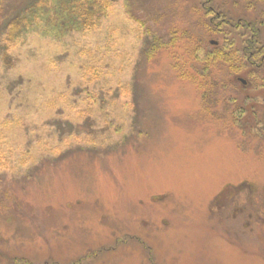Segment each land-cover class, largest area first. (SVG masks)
Segmentation results:
<instances>
[{
	"label": "rangeland",
	"instance_id": "1",
	"mask_svg": "<svg viewBox=\"0 0 264 264\" xmlns=\"http://www.w3.org/2000/svg\"><path fill=\"white\" fill-rule=\"evenodd\" d=\"M28 2L0 0V264H264V80L201 62L263 46L264 0H113L11 42Z\"/></svg>",
	"mask_w": 264,
	"mask_h": 264
},
{
	"label": "trees",
	"instance_id": "2",
	"mask_svg": "<svg viewBox=\"0 0 264 264\" xmlns=\"http://www.w3.org/2000/svg\"><path fill=\"white\" fill-rule=\"evenodd\" d=\"M113 0H29L26 6L20 9L16 14L10 17L5 23V35L9 41L13 42L19 37L41 28L42 34L46 37H51L54 40L60 41L68 34L82 32L87 29L95 28L99 18L104 15L106 6ZM249 1V0H246ZM207 16H211L210 22H203V29L208 35H224L222 24L229 28L239 27L242 25L245 29H251L254 35L259 34V28L263 23L262 20L255 22H247L241 20L234 24L232 21H219L218 17L211 15V10L206 11ZM257 25V26H256ZM175 31L172 34L174 39ZM185 38L191 39V34L184 33ZM193 40V37H192ZM209 44V43H208ZM234 43H232L233 45ZM151 43V47H153ZM196 44L191 50L196 57L198 53ZM211 46V45H209ZM214 46V45H213ZM212 47V46H211ZM6 58L5 52L2 53V58ZM198 57V56H197ZM196 57V58H197ZM203 71H209L213 66L218 67L224 65L231 70L230 73L235 74L237 86H242L238 79H243L245 85L242 87H256L255 81L264 80V45L256 48L254 41L246 40L242 50L233 47L231 49H220L213 47L205 52L203 60ZM240 74V76H239ZM244 75V77H241ZM231 84V83H230ZM231 84V85H232ZM264 84L261 85V87Z\"/></svg>",
	"mask_w": 264,
	"mask_h": 264
},
{
	"label": "water",
	"instance_id": "3",
	"mask_svg": "<svg viewBox=\"0 0 264 264\" xmlns=\"http://www.w3.org/2000/svg\"><path fill=\"white\" fill-rule=\"evenodd\" d=\"M238 81L242 84L245 85V81L243 79H238Z\"/></svg>",
	"mask_w": 264,
	"mask_h": 264
}]
</instances>
